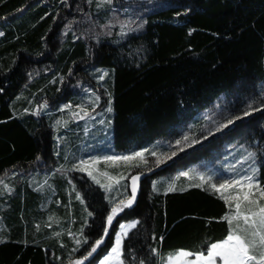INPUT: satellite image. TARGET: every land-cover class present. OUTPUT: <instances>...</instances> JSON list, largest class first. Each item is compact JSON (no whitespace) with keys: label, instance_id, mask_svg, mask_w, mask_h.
<instances>
[{"label":"trees","instance_id":"trees-1","mask_svg":"<svg viewBox=\"0 0 264 264\" xmlns=\"http://www.w3.org/2000/svg\"><path fill=\"white\" fill-rule=\"evenodd\" d=\"M167 2L146 16L141 33L114 31L93 42L73 40L70 33L61 41L60 30L68 20L72 25L82 21L84 11L102 21L109 8L105 3L0 0V178L8 184L0 188V264H72L103 236L82 263L94 264L112 247L118 224L130 221L139 223L122 239L124 264H163L177 249L205 250L226 236L228 224L220 218L228 208L208 185L202 189L190 186L199 182L170 181V176L214 162L217 150L228 143L236 146L234 158L243 150L256 152L253 167L264 183V0ZM75 77L82 85L72 92L66 84ZM83 87L108 106L111 100V143L117 155L179 137L191 123L197 137L196 118L222 96L227 110L241 118L147 170L157 171L141 183L134 207L122 208L108 225L114 206L110 196L82 176L91 191L81 192L73 184L78 175L60 171L71 166L63 157L74 150L81 129L66 109L57 110L58 103L81 104ZM60 140L67 144L59 151L55 143ZM147 165L132 164L131 175L146 173ZM234 166L236 175L245 174L242 165ZM30 181L46 185L34 191ZM170 185L175 191H166Z\"/></svg>","mask_w":264,"mask_h":264},{"label":"rangeland","instance_id":"rangeland-1","mask_svg":"<svg viewBox=\"0 0 264 264\" xmlns=\"http://www.w3.org/2000/svg\"><path fill=\"white\" fill-rule=\"evenodd\" d=\"M98 3L100 5H102L101 3H105L109 7L107 16L102 18V21H101V18L96 19L94 15H90L87 11H84L82 13V21H79L77 24L72 25L71 21L68 20L67 22L63 24L62 29L60 30L59 40L62 41L66 37V33H70L73 40L79 38V39H87V40L96 42L98 38L106 37L110 35L111 32H114V31L121 34L122 24L126 26L124 29L125 35L139 34L143 31L147 15L168 6L167 0H122V1L112 0L111 4L107 3L106 0H97V4ZM99 9L101 10V8ZM109 25L111 27H106ZM138 25H140L139 28H137ZM67 77L70 78V75H68ZM64 82L66 81L64 80L63 83ZM83 84H86V83H83ZM80 85H82V82L75 77L73 81H70L68 83V85L66 84V87H68V90L74 92L75 90L81 87ZM79 91L82 93V96H80L81 104H77V106L72 108L71 106L64 107L65 105H67V102H59L58 107H57L58 111L59 110L63 111L64 109H66L68 111L67 115L72 120V123L80 122L79 125L81 129V134H79L81 136L77 138L78 142L73 143L74 150H70V151L67 150V152L65 151V156L63 155L64 162H66L68 165L71 164V166H69L68 170L66 171L63 169H61L60 171L64 174L68 173V175H71V174L78 175L77 177L78 182H75V181L74 182L72 181V182L79 191L81 192L82 190L84 192L91 191L89 190L91 188L87 186L88 184L84 183V180L82 179V177H84L90 182H93L95 185L99 186L100 189L104 191L107 196L109 195L110 199L113 200L112 203L114 205H119L120 201L122 200L126 201L128 198L127 179L129 178L132 172L130 171V167L132 166V164L135 165L136 163L138 162L141 163L142 161L139 159H136V160L127 161V162L123 160L112 162V161H105L102 158L105 156L131 155L133 152H139V151H128V152L122 153L121 155L115 154L113 152L112 143H111V127H110L111 122L109 119L110 112L107 111V108L109 106L106 105L105 103H102L101 98H99V95L96 92H94V90H91V88L83 87ZM97 97L99 99H97ZM225 106H226V96L219 97L207 111L203 112L196 118V120H198L197 123L200 124L199 131L197 132L198 134L197 137L201 136L202 130H204L206 127H214V124H213L214 121H221L222 117H227V116L237 117V116H234L231 112H229ZM43 108L46 109L47 107L44 106ZM73 113H76L77 115H73ZM238 117L240 119L241 115ZM236 120L238 119H234V122ZM60 122H65V120L64 121L60 120ZM192 125L193 123L188 124L184 129L180 130L181 134L179 137L168 138L167 140L157 141V143L145 148V149H149V151L145 152V160L143 162L148 165L144 171L146 172L147 170H150L154 166L162 165L166 163L169 159L173 158V157L168 158V156H170L168 145L170 143L175 145V141L178 139H181V137H183L185 134H188L193 137L192 133L190 132L192 131V128H194V126L192 127ZM52 126H53V123H52ZM54 126H53V131L57 132ZM224 130L225 129L221 130L220 132H215L212 136H209V137H213L223 132ZM55 134H53L54 135L53 139L56 141L57 136L55 137ZM204 134L206 135V132ZM205 140L206 139L201 138L197 144H200L201 142ZM65 143H66L65 141L60 140L59 142H57V144L55 143V145L59 148L63 146ZM154 146H156L155 150L157 151L158 156H153L151 154V151L153 150ZM223 146L224 147L217 150L218 154H217V158L214 159V162L199 163L187 170H176V172L170 176V178L172 179L170 181H174L178 178H187L189 180L190 179L189 177L180 175V173L182 172H189L192 175L198 172H203L206 176L214 177V180L211 182H222V180L217 179V178L218 177L230 178L231 176L236 175L235 174L236 172L234 170V167H235L234 165L236 164L242 165V167L245 168V171L250 166L253 167L254 163L252 162V159H246V162H238V161H241L242 157L247 158L248 151L243 150L240 153L241 155L239 157L234 158L233 155L236 152L235 150L236 146L233 143L231 144L228 143ZM189 148H186L185 150ZM60 149L61 148H59V151ZM59 151L57 150V152ZM179 152H182V151H177V154ZM160 153H165L167 154V156H160L159 155ZM93 157L101 158L99 162L95 165L96 171L93 174L96 176L97 179L100 180L101 184H105V185L110 184L111 185L110 187L108 188L101 187L100 184H97L93 180V178L87 174V172H81L78 170V168H73V165H77V166L79 165L80 160L91 161ZM158 157L162 160L160 164L156 163ZM49 168L50 167H47V169ZM57 170H58L57 168H54V169L52 168L51 171H53V173H56ZM34 171L40 175V172L38 171L37 168L34 169ZM73 171L74 173H71ZM103 173H107L108 176H111L114 179L112 181H109L108 178L103 175ZM16 174L20 175L21 173L17 172ZM31 175L32 173H29L27 178L31 179L32 178ZM120 177H123V179H121ZM2 178L3 177L0 178V181H3V183L0 184V188L6 189L8 188V184L6 183L5 179L4 178L2 179ZM190 180L201 183L198 178H194ZM33 182L30 181L32 189L34 191L38 189L42 190L44 186L46 185L45 183L37 185ZM69 182H70V179H69ZM209 183L210 182L208 181L205 182L206 185H209ZM159 184L164 186V184H166V181L161 179ZM153 186L154 184L152 183L151 188H153ZM90 195L92 194L90 193ZM0 197H2L1 193H0ZM121 208H124V206L121 205ZM118 214L119 212L116 214V216ZM131 222L132 221L122 222L118 224V227L113 236L112 247L115 244L117 233L120 232V225L130 224ZM130 230L131 229H129L128 232ZM124 237L125 236H122V239ZM110 250L111 248L105 254H103L100 257V259L96 261L94 264H100V260H102L103 257L107 255L108 252H110ZM72 264H74V262Z\"/></svg>","mask_w":264,"mask_h":264},{"label":"snow or ice","instance_id":"snow-or-ice-1","mask_svg":"<svg viewBox=\"0 0 264 264\" xmlns=\"http://www.w3.org/2000/svg\"><path fill=\"white\" fill-rule=\"evenodd\" d=\"M91 2V0H90ZM107 3L111 4L112 0H106ZM106 27H111L106 26ZM125 25H121V35H125ZM140 25L137 26L139 28ZM3 35V33H0ZM107 73L99 76L100 80H104ZM97 99H99L97 97ZM264 105V100L261 101ZM64 107H69L65 105ZM248 107L253 111L257 110L249 104ZM27 111V109H25ZM107 111L111 112V100H109V107ZM248 111H245L244 115H248ZM73 115H77L73 113ZM234 119L239 117H222L221 121H214V127H206L201 132L200 137H192L185 134L181 139L175 141V145L169 144L168 149L170 157H174L177 151H184L186 148L192 147L197 144L199 140L207 139L212 136L215 132H220L226 129L234 123ZM206 132V135L204 134ZM155 147L151 151L153 156H158ZM149 149H144L139 152H133L131 155L125 156H105L102 159L105 161H133L139 159L145 160V152ZM160 156H167L165 153H160ZM256 156L255 151H248L247 158H241V161L246 162V159H252ZM39 159V157H38ZM101 158L93 157L91 161L80 160L79 165H73V168H78L81 172H87V174L93 178V180L100 184L103 188H108L111 185L101 184L100 180L93 174L96 171L95 165ZM162 160L158 157L156 163L160 164ZM257 169L255 167H249L243 175H233L230 178L218 177L217 179L222 182H211L214 180L213 176H206L203 172L195 173L194 175L189 172H182L180 175L189 177L190 179L198 178L200 184L190 185L195 187L204 188L206 181L209 183V188L213 193L217 194L218 197L223 200L228 212H226L220 219L224 220L228 224V231L223 239L215 242H209L205 250L191 251L184 248H180L174 251V254L170 253L164 264H264V183L256 178ZM104 176L112 181L114 178L108 176L107 173H103ZM123 179V177H120ZM139 176L133 175L131 177V194L126 201H120L119 205H114L111 212L107 215V224L111 225L114 217L118 212L122 210L121 205L124 207L131 206L135 200L137 188H138ZM3 181H0L2 184ZM155 187V182H154ZM167 192L175 191V188L170 185ZM183 191V189H181ZM79 198V197H78ZM92 215L91 212L88 213ZM139 221H132L130 224H121L120 232L117 233L115 244L111 247L110 252L100 260V264H124L123 248H122V236L128 235V230L135 228ZM108 228L104 227V233L107 234ZM155 239V237H153ZM104 237L101 236L95 241V244L91 246V251L87 253V256L81 257L74 261V264H82L83 260H86L88 256H91L99 246ZM163 237H161V240ZM3 242V241H0ZM79 244L80 241H77ZM153 253L157 252V249L151 250ZM140 264H145L141 260Z\"/></svg>","mask_w":264,"mask_h":264},{"label":"water","instance_id":"water-1","mask_svg":"<svg viewBox=\"0 0 264 264\" xmlns=\"http://www.w3.org/2000/svg\"><path fill=\"white\" fill-rule=\"evenodd\" d=\"M157 170H153V171H149V172H146V173H135V174H132L129 176L128 180H127V192H128V196H130L131 194V177L133 175H137L139 176V180H138V188H137V193H136V197H135V200L133 201V204L131 206H128L127 208H133L137 199H138V196H139V193H140V186H141V183L147 179L148 177H151L155 174Z\"/></svg>","mask_w":264,"mask_h":264}]
</instances>
